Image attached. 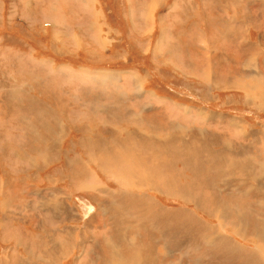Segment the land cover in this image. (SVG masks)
Listing matches in <instances>:
<instances>
[{
	"label": "rangeland",
	"instance_id": "374dc122",
	"mask_svg": "<svg viewBox=\"0 0 264 264\" xmlns=\"http://www.w3.org/2000/svg\"><path fill=\"white\" fill-rule=\"evenodd\" d=\"M87 1L90 3V8H101L103 10L106 23L103 20L102 23L99 22V12L96 11L98 22L96 21L93 23L90 30L83 27L81 29L83 37L74 40L69 36L68 1L0 0V257L9 254L10 261H13L17 253L16 255H22L25 259L28 257L27 260L30 264L31 262L32 264H36V262L38 264L37 255L39 251L36 250V245L37 243L40 244L39 238L42 237L47 239L50 243V247L53 244V242L49 240V237L42 232V228L45 226V230L49 236L55 238L56 236H54V234L57 235V240L54 241L57 245H54V250L58 253L52 257L55 264H85L88 261L87 253L89 250L87 249H90V247L87 246L90 245L93 239L103 238L105 231L107 232L108 226L89 225L88 223H90V221H87V215L97 212L99 208H102V206L106 204L105 200L114 203L115 197H107L106 199H99L98 197V199H96L90 194L96 192L87 191L84 187L95 184L98 188H101L102 184L104 185L106 183L109 185L106 186V188L104 187L105 193L107 194L109 190H119L121 185L120 180L118 185L113 173L104 170L102 173V169L99 171L97 165L95 166L97 167L96 169L93 167L94 165L88 164V162L97 164V153L101 150L103 151L105 147L103 146L104 143L107 145L112 144V141L108 142L107 139L98 140L96 138H98L99 133L105 128L106 124L124 122L129 117L127 115L115 118L111 117V114L124 110L126 106L133 107L132 103L114 101L116 94L126 101L132 95L138 97L141 93L146 94L153 91L155 95L153 97L155 109L165 104L166 106H170L173 110L171 109L168 111V115L171 116L168 119L170 122L165 120L167 116H162L158 111L154 113L148 112V114L155 118L157 125L165 118L163 128L169 132L166 133L167 136L163 137L162 135L164 134L159 135L151 130L142 129L140 131H146L148 133L153 132L154 134H150H153L152 137L153 140L155 139L154 142L160 145L163 140H165V142L168 141V143L170 142V138L175 132H172V128L176 129V132L180 136L182 134L179 133L178 130L181 131L183 125L187 126L184 127L187 133L191 132L190 127L192 130L195 125L201 126V128L196 127L199 129L197 131H202L204 135L203 142L199 144L205 147L209 144L208 150L211 151L206 155V158L198 156L196 157L197 159L190 158L189 160L188 157L181 156L180 154V156L171 154L168 157V169L174 171L170 170L168 174H174L181 180L180 186L173 187L170 190L171 194L170 191L162 192L161 190H157V185L154 184L153 188L146 187L139 189V191L134 190L131 183L129 184L131 188L128 187V190L131 193H135L136 195L144 194L154 201L152 206L153 216L151 219L153 221L150 223V230L153 232L151 235L146 236L147 239H150H148L149 241L147 240V243L149 242L148 244L152 247L153 257L156 258L157 256L159 260L165 258L166 260L164 259L163 261L166 262L168 260L169 264H248L246 253L249 252V256L255 255V258H257L261 264H264V222L257 220L259 226L256 224L253 225V223L250 222V209L264 211V206H260L257 202L259 198L257 199L253 196L255 192L249 191L254 188L243 189L246 185H249L250 182H254L253 178L258 174L253 173L254 170H257L254 164L257 165L259 162L263 163L260 167L264 170V150L259 149V140H257L256 135H252L260 132L259 130L264 132V105L259 109L255 104L256 101H252L248 98L249 96L245 94L251 91L249 83L253 84L255 83L253 81H256L254 78H250L248 73V69H254L255 65L250 62L249 57L247 58V62L244 59L240 63L241 69L239 70V73L243 77L236 83L228 84L229 87L225 89H223L225 85L222 84V87L218 85V87L214 88L213 85H210L211 83H207V87H200L193 84L191 79L188 80L187 78H191V72L184 75L183 72L179 71L178 77L172 73L173 67L169 68V63H167L168 70L162 74L165 76L166 81L159 79L157 69L162 66V56L160 54H155L158 56L159 60L158 66H155L151 63V53H144V49L140 46H144L142 43L143 41L145 43L149 42V46H153L159 39L163 43V38L167 39L170 37V32L168 31L167 35L160 27V23L156 21L153 29L150 28V31H148L149 34L146 38L135 37L132 30L133 23L129 21L127 17H123V15L128 13L127 1L130 0ZM133 1H153L151 3L152 6L155 1L159 0ZM169 1L170 0H168V2ZM196 1H203L201 6L202 10L199 14L201 17L206 14H214L217 16L216 18H212L216 25V27L212 28L215 29V32H226L228 30L229 22H227L226 10L224 8L220 10V6L214 2L210 3V1H219L226 6V2L231 0ZM260 1L264 0L231 1L233 2L232 8L237 15V21L234 23V31L237 30L236 33L239 32L238 35H240L243 30L245 32L248 30L249 40L254 42L258 40V35L264 32V22L261 23L257 20L258 17H260L259 14L263 11V6L259 3ZM70 3V8L74 11L85 9L86 12L87 10V3L85 1H70ZM249 3L250 7L248 6ZM93 5L95 8H93ZM162 7H160L159 10L162 9ZM155 8L158 10V6H155ZM250 8L251 10L253 9V11H251ZM217 10H219V12H216ZM83 14L86 15V13ZM152 14H154L153 10H151L150 16H152ZM239 14H244L247 19L251 18L258 22L249 20L247 22L250 23L243 22L245 17L240 18L238 17ZM101 26L105 27L104 30H102ZM218 34H220V32ZM103 38H106L104 43H102ZM165 48L166 47L163 46L162 50H165ZM116 57H125V59L116 60ZM133 68L144 72H147L146 70L151 71L152 74H149L150 78H140L142 80L141 83L144 80H148V84L143 82V89H147L149 92L146 90L143 92L133 91L132 94H129V92L125 90L126 87L118 83L117 80H119L122 74H133ZM119 69L126 71H119ZM256 70L261 71L262 69ZM176 73H178V71ZM204 74L208 79L207 81H210L211 73ZM257 77L260 78L259 81L261 82L259 89L261 93L264 94V77L261 72ZM255 84L258 85V83ZM98 90L107 91L104 95H96L98 93L102 94V92H98ZM113 92L116 93L114 97L111 96ZM87 97L88 99H101L98 105L103 106L104 110L101 116H107L106 118L104 117L102 121H99L100 119L96 117L97 115L91 116L92 114H87L88 111L86 106L93 105L82 102V99H87ZM136 105L139 106L140 109L137 114L130 113L128 110L127 112L130 116L133 115L132 118L136 119L133 124L140 126L138 121L142 120V115H144L147 110H151V105L142 104L141 102ZM141 105L142 107L140 108ZM95 109H97V107H90L91 111H95ZM82 115L86 116L89 122H91L85 124L82 129L87 130L92 127L95 128L94 131H92V135L95 137L90 136V138L86 139V148L88 151L86 161H83L81 157L76 155L69 157V153H71L69 126H73L74 123L81 121ZM232 116H235L233 120L235 119L238 125H241L240 120L245 125L244 136L240 131L237 132L236 126L230 123L229 118H232ZM131 120L133 121V119ZM196 120L200 122H195ZM129 124H131V122L126 123V125ZM141 124L145 125L146 123L141 121ZM231 127H233V132L230 130ZM51 129L52 133L50 136ZM130 132L138 131H128L123 135V138L126 136L128 137L127 133ZM157 132H162L160 127L157 129ZM117 133L123 132L118 131ZM133 137L129 138L132 139L129 140V147H133L131 151L133 150L132 152L135 154H139L140 152V156L137 155L138 159L141 157V162L146 163L148 159L145 157L144 152H147V148L138 143V152H136L137 150L134 148L136 147L134 144L140 142V139H136L134 143ZM253 137L255 138L253 139ZM39 138L41 139L40 142L38 141ZM70 138L74 140L77 139L75 135L70 136ZM250 141L253 142V146L249 145ZM238 142H240L241 145L245 143L246 146L249 145L248 147H251L246 151L249 153L250 157L245 158L247 162H249L247 163L250 165L249 167L254 169L247 171L249 174L243 171H240L242 174L237 172L239 169H237L238 167H236V165L222 170L221 164H226L240 152L241 149L238 148ZM230 143L233 144L230 145ZM176 144L177 143H175V146ZM178 144L182 146V143ZM212 148L213 150H211ZM216 153H223L222 155L225 156L226 163L218 164L215 158ZM199 158L201 160L203 159V162ZM77 159H79V162ZM192 163L193 165H191ZM175 165L177 167H175ZM205 167L207 169H205ZM154 168L156 167L154 166ZM80 169L85 170L88 174L89 172L93 173L94 179L86 175V178L92 181L86 180L83 184L73 181L71 178L72 173H69V171L79 172ZM96 170H98L99 173ZM156 170L160 171L161 175L163 174V170H159L158 168H156ZM193 170L195 172L198 170L195 175L191 172ZM241 170H246V167ZM100 173L104 174L105 178L101 177ZM208 174L211 176L208 181V187H206L204 184L205 182L201 181V177L203 179V177ZM38 176H40L41 181L35 182V179L39 180ZM261 176L262 193H264V172ZM76 178H78V176ZM191 180H195V182H190ZM241 180L242 184L240 183ZM196 183L199 185L197 186ZM236 183L243 186L242 190L237 191L232 189L228 191L229 188L235 187ZM225 184H228V189L225 188ZM39 186L41 188H39ZM72 186H75L74 190H72ZM69 192L75 195L69 198L71 196H69ZM160 194L162 196H160ZM163 194H166L167 197H165V195L163 196ZM102 199L103 201H101ZM136 199L139 198L137 197ZM132 200L134 201V199ZM205 202H207V204H204ZM51 205L57 207L52 209L50 208ZM86 206L90 207L89 211H86ZM234 206L236 208L238 207L239 210H236ZM222 208L224 210H222ZM161 210L163 211L161 212ZM35 214L38 215L35 217L37 221L32 222V218ZM74 214L77 215V217ZM181 215L183 218L184 216L186 217L183 219ZM164 216L170 220V223L174 221L168 228H164L166 225L162 220ZM30 220L32 223L29 222ZM180 222H183V224H180ZM192 222H196V225L194 223L192 224ZM197 222H199V224ZM13 224L22 225L19 229V233L11 226ZM3 227L6 228L2 230ZM65 227L75 229L74 233L71 234V242H74L72 245L73 250L71 252V243L69 242L70 246H66L65 250L59 254V251L56 249L60 248L69 240V234L63 232ZM56 228L58 230H56ZM254 230H258L259 234ZM1 232L3 234L7 233L8 243L3 242L6 241V238L2 240ZM129 233L127 234V239L130 238L136 241L143 238L142 235L138 237L137 235L139 234L135 232ZM206 233H211L213 237L204 236ZM140 234H143V232H140ZM184 234L190 236L192 245L190 241L181 237V235ZM174 237L176 238L174 239ZM229 239L230 241H226ZM17 242L20 244L17 245ZM82 243L86 246L85 251ZM168 245H173L171 247L176 249H171ZM219 245L224 247L228 245L227 249L232 248L230 245H235L234 248L239 255L245 254V263L237 262L235 257L230 258L227 256L222 258L221 256L224 255V252L218 249ZM18 247L22 249L18 250ZM13 248L15 249V254H12V252H14ZM186 249L188 250L187 252H185ZM30 251L33 253V257L32 253H29ZM160 255H164L165 257ZM169 258L173 260L171 261ZM125 259L130 263L129 256Z\"/></svg>",
	"mask_w": 264,
	"mask_h": 264
},
{
	"label": "crops",
	"instance_id": "0c3cea01",
	"mask_svg": "<svg viewBox=\"0 0 264 264\" xmlns=\"http://www.w3.org/2000/svg\"><path fill=\"white\" fill-rule=\"evenodd\" d=\"M24 1H47V0H24ZM49 1H63V0H49ZM66 1H68L67 3L69 4V36H71L74 40L79 39V37H81V38L83 37V35L81 34V29L83 27L90 30L91 25L93 23H95L96 21L98 22V17L96 15V11L99 12V16H100L99 22L102 23V20H103L106 23V19H105L103 10L101 8H95L94 5H93V8H95V9L90 8L89 7V4H90L89 1H87V0H66ZM70 1H85L87 3L86 12H85V9H83L81 11L80 10L79 11L72 10L70 8V6H71ZM231 1H237V0H231ZM231 1H227L226 6L224 3H220L219 1H210V3L214 2L218 6H220V10L222 8H224L226 10L227 18H228L227 22H229L230 26L228 27V30L226 32H224V34H222V31H219L220 34H218L219 32H215V29H212V28L216 27V25L214 24L215 21L212 20V18L217 17L216 15L206 14L203 17H201L199 15L201 10H202L201 6L203 4L202 3L203 1L201 2V1H196V0H186V1L170 0L168 2V0H159V1H155V3L151 6V3L153 1H140V2L137 1L136 2V1L130 0V1H127L128 13H126V15H123V14L122 15H123V17H127L128 20L133 23L132 24V27H133L132 30H133V35L135 37L146 38L147 35L149 34L148 31H150V28L153 29L156 21L160 23V27L163 29V31L167 35H168V31L170 32V37H168L167 39L163 38V43L159 39L156 41L155 44H153V46H149L148 45L149 42L145 43L143 41L142 43L144 44V46H140L142 49H144V53H146V54L148 52L151 53V56H152L151 57V63L155 66H158L157 64L159 63L158 56H156L155 54H160L162 56V59H163V62L161 63L162 66L157 69V74H159V77H158L159 79H163L166 81L165 76L162 74H164V72L166 70H168L167 63H169V65H168L169 68L173 67L172 73L178 77H179V71L183 72L184 75L191 72V78L190 77H187V78H188V80L191 79V82L193 84H196L200 87H207L208 86L207 83H211L210 85H213V88L218 87V85H220L221 87H222V85H225L223 87V89H225V88L229 87L228 84L236 83L237 81L241 80V78L243 76L239 73V70L241 69L240 63L244 59L247 62V58L249 57L250 62L253 65H255V68L256 69H262V70L259 71V70H256L255 68L254 69H250V68L248 69V73H249L250 78H254L257 82L256 81H253V82L258 83V85L255 83H253V84L249 83L250 86H253V87L256 86V87L254 89L251 88V91H249V93H245V92L244 93L247 95L254 93L255 95L258 94L259 96H263L261 93V90L256 89V88H259V85L261 83L259 81L260 78H258L257 75L261 72L262 76L264 77V42H263L264 32L260 33V35H258V40L255 41L257 43H255L254 41L251 42L249 40L248 30L246 32L243 30V32H241L240 35H238L239 32L236 33L237 30L234 31V23H235V21H237V15L235 14L234 9L232 8L233 2H231ZM259 3H262L261 6H263L262 7L263 11L259 14L260 17H258L257 20L262 23V22H264V15H263V13H264V1H260ZM162 5H163V7H162ZM155 6H158V10L156 8H154ZM248 6L250 7V3L248 4ZM147 7H148V9H152L154 11L153 16H149L147 13H145L148 10ZM160 7H162V9L159 10ZM54 10H55V8H54ZM250 10H251V8H250ZM251 11H253V9ZM82 12L86 13V15L83 14ZM216 12H219V10H217ZM195 14H196V16H195ZM102 15H103V18H102ZM198 15H199V18H198ZM238 17H240V18L245 17V15L239 14ZM248 20L249 21H256V20H252L251 18L247 19L245 17V20L243 22L250 23V22H247ZM258 21H256V22H258ZM101 27H102V30H104L105 27L104 26H101ZM136 28H139V29H136ZM235 35H237V36H235ZM240 37H243V38H240ZM246 38L250 43L249 45H240L239 43H237L239 40L246 42L247 41ZM222 39L225 41H223ZM163 46L166 47L165 50H162ZM124 59H125V57H121V58L116 57V60H124ZM133 70H134V71H132L133 74H131V73L122 74L121 77L119 78V80H117L118 83L120 85L126 87L125 90L128 91L129 94H132L133 91L143 92L146 90L147 92H149V90L143 89V82L145 84H148V80H144L141 83L142 80L140 78H142V77H145V79L150 78L149 74H152L151 71L145 69L148 72L147 73V72L135 69V68H133ZM174 70L176 72L178 71V73H176ZM119 71H126V70L119 69ZM204 73H206V74L211 73L210 81H207L208 79L206 78ZM221 75H224V76H221ZM249 76H247V77H249ZM180 78H182V77H180ZM182 79H185V78H182ZM222 79H224V80H222ZM213 80L215 81L216 84L213 83ZM135 82H136V84H135ZM112 85H113V83H112ZM106 91L107 90H104V91L98 90V92H102V94L98 93L96 95H104ZM219 91H221V90H219ZM114 94H116V93L115 92L111 93V96L114 97ZM154 96H155L154 92L150 91L149 93H146V94L141 93L138 95V97H136L135 95H132L125 101L124 98L118 97V95L116 94L114 101L117 100V101H122L125 103H132L133 107L126 106L124 110H120V111H118V113L114 112L113 114H111L112 115L111 117L115 118L118 116L127 115L131 118L128 117V119H126L124 122H119L117 124L113 122V123H108L105 125V128L99 133L98 138H96V139H98V140L107 139L108 142L112 141V144L107 145L104 143L103 146H105V147L103 148V150L118 148V147L123 146L125 143H129V140H131V139H129V137L126 136L123 138V135H125L126 132H128V131H138L139 132L142 129H146V130H151L153 132H156L159 135L164 134V135H162L163 137L166 136V133H168L169 131L164 130V128H163V123H164L165 118L161 120L162 121L161 124L157 125V123L155 122V118L151 117L148 114V112L154 113L155 111H158L162 114V116L163 115L167 116L166 117L167 119H165V120L170 122L168 119L171 116L168 115V111H170L172 108L170 106H166L165 104H162L160 108L155 109L154 108V101H153ZM100 101H101V99H88V97H87V99H84V100L82 99L83 103L93 104L91 106H93L94 108L97 107V109H95V111L94 110L91 111L90 110L91 106H89V105L86 106L87 111H88L87 114H89V115L92 114L91 116L97 115L96 117L100 119L99 121H102V119L104 117L106 118L107 116H101V115H103L102 113H103L104 108H103V106L98 105V103ZM140 102L142 104L145 103V104L151 105V108H150L151 110L150 111L147 110L146 113L144 115H142L143 118L141 121L145 122L146 124L142 125L141 121H138V123H140V126H138V125L133 124V122L136 121V119L132 118L133 115L130 116L128 112L137 114V112H139L140 109H139V106H137L136 104L140 103ZM141 107H142V105L140 106V108ZM127 110H128V112H127ZM175 114H176V112H175ZM82 116H81V118H82L81 121L74 123L73 126H69V144L71 146V149H70L71 153H69V157L76 155L78 157H81L83 161H86L87 160V152H88L87 148H86V139L90 138V136L95 137L94 135H92V131H94L95 128L92 127L91 129L83 130L82 127L85 124L91 123V122H89V120L87 119L86 116H83V117ZM233 118H235V116H232V118H229L230 123L232 125L236 126L237 132L240 131L242 133V135L244 136V134H243L244 132H242L243 131L242 125H238L236 123L237 121L235 119L233 120ZM131 119H133V121ZM127 122H131V124L126 125ZM195 122H200V121L196 120ZM154 125L155 126L157 125L158 127L155 128ZM159 127L161 128L162 132H157V129ZM184 127H187V126L183 125L181 127V131H178V132L186 135L187 132L184 130ZM196 127L201 128V126L195 125L192 128V130L190 127V131L199 130ZM232 129H233V127L230 128V130H232ZM172 130H173L172 132L177 131L176 129H172ZM118 131H121L123 133H117ZM138 132H136V133H138ZM232 132H233V130H232ZM260 132H262V131H260ZM51 133H52V129L50 132V136H51ZM257 133H254L253 135H256ZM188 134H192V132H190ZM72 135H75V137L77 139L74 140V139L70 138V136H72ZM115 135H117V136H115ZM261 138L264 141V136H261ZM52 139H54V138H52ZM38 141L40 142L41 139L39 138ZM256 142H258V141H256ZM239 143L240 142H238L239 149H241V150L235 156V158L233 157L232 159L250 157L249 153L246 152L250 148L248 146H246L245 144L241 145ZM259 144H260V142H258V147L260 149ZM249 145L252 146L253 142L250 141ZM212 150H213V148H212ZM261 150H264V145H263V149L261 148ZM263 155H264V153H263ZM202 156L205 157L204 154H202ZM243 161L244 162L246 161L245 163H249V162H247V159H244ZM98 163H99V161L97 160V164ZM88 164L94 165L93 167L96 166L95 163H89L88 162ZM254 165L257 168V170L250 168L249 167L250 165L247 164L246 166H243V168L246 167V170L240 169L237 172L243 171V172H246L247 174H249L247 171L254 170V172H255L254 174L258 173L256 175V180L254 181V184H255L256 189H259L260 188V182L262 180L261 179L262 176L260 174L259 164L257 163V165L256 164H254ZM260 165H261V163H260ZM95 168L97 169V167H95ZM73 172H75V171H73ZM73 172L69 171V173L75 174ZM263 172H264V170L262 169V174H263ZM240 173L242 174V172H240ZM100 175H101V177L105 178L104 174L100 173ZM38 178H39V180L35 179V182L41 181L40 176H38ZM1 187H2V184H1ZM39 188H41V187L39 186ZM74 189H75V186H72V190H74ZM73 195H75V194L74 193L71 194V192H69V196H70L69 198H71ZM96 199H98V198H96ZM99 199H101V198L99 197ZM40 206H41V202H40ZM11 226L18 233H19V229L22 227V225H19V224H13ZM4 229H5V227L2 228V230H4ZM53 229H55V228H53ZM56 230H58V229L56 228ZM54 236L57 237V235H55V234H54ZM4 238H6V241H3V242L8 243V238L6 237V234L2 233V240H4ZM228 241H230V239ZM21 249H22L21 247H18V250H21Z\"/></svg>",
	"mask_w": 264,
	"mask_h": 264
},
{
	"label": "bare ground",
	"instance_id": "6f19581e",
	"mask_svg": "<svg viewBox=\"0 0 264 264\" xmlns=\"http://www.w3.org/2000/svg\"><path fill=\"white\" fill-rule=\"evenodd\" d=\"M257 2V1H256ZM188 3V2H187ZM262 4V3H260ZM222 5V4H221ZM191 7V6H190ZM189 7V8H190ZM155 8V7H154ZM148 9V7H147ZM191 9V8H190ZM151 10L152 9H148L145 13H147L149 16L151 15ZM153 16V14H152ZM187 16V15H186ZM144 19V18H143ZM223 20V19H222ZM152 25V24H151ZM224 25V24H223ZM210 26V25H209ZM212 26V25H211ZM226 26V25H224ZM230 26V25H229ZM179 28V27H178ZM222 34H224V32H222ZM106 39V38H105ZM105 39L103 38V42H105ZM240 39V38H239ZM223 40V39H222ZM247 40V38H246ZM225 41V40H223ZM252 42V41H251ZM237 43H239L240 45H249V41L247 40L246 42L244 41H238ZM236 43V44H237ZM261 47V46H260ZM156 48V47H155ZM217 49V48H216ZM261 50V49H260ZM263 51V50H262ZM263 53V52H262ZM261 60V59H260ZM257 61V60H256ZM256 72V71H255ZM125 74V73H124ZM245 74V73H244ZM255 74V73H254ZM224 76V75H221ZM220 77V76H219ZM222 78V77H221ZM225 79V78H224ZM222 79V80H224ZM250 79V78H249ZM221 82V81H220ZM223 82V81H222ZM213 83H215V81L213 80ZM216 84V83H215ZM256 87V86H255ZM253 86H251V88H255ZM259 89V88H256ZM264 92V91H263ZM249 93V92H248ZM257 93V92H256ZM259 93V92H258ZM263 94V93H262ZM264 95V94H263ZM248 98H250L252 101H256V105L258 106V108L260 109L261 106L264 105V97L263 96H259L258 94L255 95L254 93L252 94H248ZM208 99V98H207ZM259 101V102H258ZM255 105V106H256ZM256 106V107H257ZM240 119V118H239ZM153 122V121H152ZM162 122V121H161ZM159 123V122H158ZM240 123L242 125V130L243 132L245 131V125L243 124V122ZM245 123V122H244ZM161 124V123H160ZM199 124V123H198ZM157 126V125H156ZM137 128V127H136ZM141 128V127H140ZM156 128V127H155ZM173 129V128H172ZM255 130V129H254ZM179 131V130H178ZM261 131V130H259ZM57 132V131H56ZM55 132V133H56ZM140 133H136V132H130L127 133L129 138H132L133 136V140L135 143L136 139H140V142H136L134 144V148H136L137 150V144L140 143L141 145H143L145 148H147V152H144L145 157L148 159V161L146 163L141 162V157H139L140 159H138L139 154H141L139 152V154H135L134 152L131 151V149L129 147V143H125L123 146L118 147V148H112L109 150H101L97 153V160L99 161L97 165L99 171L102 169V173L103 170L104 171H109L111 173H113L115 180L117 181V183L120 180V188L119 190L113 191V190H109L108 188V193H105L104 187L106 188V186H109L104 184H102L101 188H98L97 185L93 184L92 186H87L84 187L85 190L90 191V192H96V193H90L93 198H104L106 199L107 197H115L114 199V203L110 202L109 200H105L106 204L102 206V208H99V210L97 212H94L90 215H87V221L90 223H88L91 226H101V225H106V227L108 226L107 232L105 231V234L103 235V238L100 239H93L92 242H90V245H88L87 247H90L87 256H88V261L85 264H166V262L168 261H163L165 258H163V260H159L156 256L153 257L152 255V247L147 243V235H151V222L153 220L152 216H153V211H152V206L154 201L152 200V198H150L149 196H146L144 194H139L136 195L135 193H131L128 190V187L131 188V186L129 185L131 183L132 188L136 191H139V189L142 188H146V187H150L153 188V184L157 185V190H161L162 192H169L173 187H177L181 185V180L178 176H175L174 174H168L170 172V170L168 169L167 166V159L168 157L172 154L175 156H178L179 154L181 156H186L191 159L196 158L198 156L202 157V154L208 155L209 152H211L209 149V144L205 146H202L199 143L203 142L204 139V135L202 131H191L192 134H188L190 132H188L186 135L181 133L182 135L179 136V134L177 132H174L172 137L170 138V142L168 143V141L165 142V140H163L162 144L157 145L154 140H153V134H150L146 131H139ZM156 133V132H155ZM54 134V133H53ZM135 134V135H133ZM204 134L206 135V133L204 132ZM151 135V136H150ZM253 135V134H252ZM167 136V135H166ZM261 136H264V132H258L256 134V138L259 140L260 144V149H263V145H264V141L261 138ZM155 137V135H154ZM162 137V136H161ZM160 137V138H161ZM187 137V138H186ZM157 138V137H156ZM255 137H253L254 139ZM183 139V141H182ZM219 139V137H218ZM132 140V139H131ZM206 140V139H205ZM208 140V139H207ZM206 140V141H207ZM160 141V140H159ZM180 141V142H179ZM182 141V142H181ZM209 141V140H208ZM217 141V140H216ZM253 141V140H252ZM159 143V142H158ZM175 143L176 146H175ZM178 143H182V146ZM207 143V142H206ZM244 143V142H243ZM139 144V145H140ZM233 144V143H232ZM230 143V145H232ZM241 144V143H239ZM245 144V143H244ZM251 144V143H250ZM142 146V147H143ZM249 146V145H248ZM251 146V145H250ZM253 146V145H252ZM141 147V146H140ZM139 147V148H140ZM143 147V148H144ZM211 147V146H210ZM239 148V147H238ZM237 148V149H238ZM247 148V147H246ZM251 148V147H250ZM142 149V148H141ZM143 150V149H142ZM141 150V151H142ZM145 150V149H144ZM212 150V149H211ZM261 151V150H260ZM138 152V150L136 151ZM223 152V151H222ZM252 152V151H251ZM91 153V152H90ZM91 155V154H90ZM179 155V156H180ZM236 155V154H235ZM45 156V155H44ZM92 156V155H91ZM140 156V155H139ZM174 156V157H175ZM255 156V155H254ZM212 157V156H211ZM228 157V155H227ZM230 157V156H229ZM233 157V156H232ZM185 158V157H184ZM208 158V157H207ZM215 158L217 159V163H226V158L221 154V153H216L215 154ZM214 158V159H215ZM254 158V157H253ZM197 159V158H196ZM200 159V158H199ZM245 158H237V159H230L226 164L222 165V170H225L226 168L230 167V166H235L238 167L237 169H242L243 166H246L247 163L245 164V162L243 161ZM79 162V159H77ZM169 160V159H168ZM181 160V159H180ZM188 160V161H189ZM201 160V159H200ZM203 160V159H202ZM201 160V161H202ZM250 160V159H249ZM206 161V160H205ZM210 161V160H208ZM213 161V160H212ZM251 161V160H250ZM203 162V161H202ZM211 162V161H210ZM208 162V163H210ZM75 163V162H74ZM213 163V162H211ZM171 164V163H170ZM196 164V163H194ZM201 164V163H200ZM199 164V165H200ZM259 164V168H260V174H262V169L260 167V163ZM262 164V163H261ZM193 165V163L191 164ZM190 165V166H191ZM154 166L156 168H158L159 170H163V174L161 175L160 171H157L156 168H154ZM173 166V165H172ZM187 166V165H186ZM195 166V165H194ZM202 166V165H201ZM217 166V165H216ZM174 167V166H173ZM175 167H177L175 165ZM193 168V167H192ZM199 168V167H198ZM201 168V167H200ZM72 169V168H71ZM194 169V168H193ZM197 169V166H196ZM205 169H207L205 167ZM235 169V170H237ZM175 170V169H174ZM187 170V169H186ZM191 170V169H190ZM202 170V169H201ZM199 170V171H201ZM210 170V169H209ZM231 170V169H230ZM234 170V171H235ZM98 173L99 171L96 170ZM173 171V170H171ZM179 171V170H178ZM198 171V170H197ZM196 171V172H197ZM228 171V169H227ZM226 171V172H227ZM174 172V171H173ZM194 173V175L196 174V172L193 170L191 171ZM211 172V171H210ZM232 172V171H231ZM206 173V172H205ZM255 173V172H253ZM167 174V175H166ZM225 174V173H224ZM86 175H89L90 178L94 176L93 173L89 172V174L83 170L80 169L79 172L75 171V174H72L71 178L76 181L79 182L81 184H83L86 180H91L86 178ZM92 175V176H91ZM98 175V174H97ZM109 175V174H108ZM112 175V176H113ZM189 175V174H187ZM217 175V174H216ZM232 175V174H231ZM78 176V178H76ZM99 176V175H98ZM107 176V175H106ZM184 176V175H183ZM186 176V175H185ZM211 175H206L203 177H201V181L205 182V186L208 187V181ZM234 176V175H233ZM232 176V177H233ZM254 176V175H253ZM189 177V176H188ZM192 177V176H190ZM198 178V177H197ZM231 178V177H230ZM250 178V176H249ZM94 179V177H93ZM96 179V178H95ZM99 179V177H98ZM221 179V178H220ZM239 179V178H238ZM247 180V179H245ZM256 180V175L253 178V181ZM92 181V180H91ZM224 181V180H223ZM222 181V182H223ZM190 182H195V180H191ZM189 182V183H190ZM214 182V181H213ZM226 182V181H224ZM229 182V181H228ZM234 182V181H233ZM236 182V181H235ZM249 182V181H248ZM220 183V182H219ZM240 183L242 184V180L240 181ZM263 183V182H262ZM197 184V183H196ZM229 184V183H228ZM228 184L226 185V189H228ZM119 185V183H118ZM199 184H197L198 186ZM221 185V184H220ZM211 186V185H210ZM217 186V185H216ZM219 186V185H218ZM203 187V186H202ZM215 188V187H214ZM224 188V187H223ZM243 186L240 184L235 185V187H231L228 189L232 190L235 189L237 191L242 190ZM254 188L253 190H249V191H254L255 194H253L254 197H256L258 200L257 202L260 204V206H264V193H262V189L263 187L261 186V182H260V188L256 189L254 182H250L249 185H246L243 189H251ZM83 189V188H82ZM101 189V190H99ZM84 190V189H83ZM201 190V189H200ZM225 190V189H224ZM99 191V192H98ZM151 191V190H150ZM149 192V191H148ZM161 192V193H162ZM225 192V191H223ZM85 193V191H84ZM87 193V192H86ZM151 193V192H150ZM188 193V192H187ZM220 194H222L221 192H219ZM69 194V193H68ZM154 194V193H153ZM171 194V191H170ZM175 194V193H174ZM89 195V194H88ZM99 195V196H98ZM166 194H163V196ZM223 195V194H222ZM233 195V194H231ZM156 196V195H155ZM159 196V195H158ZM160 196H162L160 194ZM169 196V195H168ZM139 199H136V198ZM240 197V196H239ZM156 198V197H155ZM169 198V197H168ZM181 198V197H180ZM134 199V201L132 200ZM136 199V201H135ZM157 199V198H156ZM221 199V198H220ZM111 200V199H110ZM256 200V199H255ZM254 200V201H255ZM103 201V199L101 200ZM112 201V200H111ZM183 201V200H182ZM224 201V200H223ZM222 201V202H223ZM228 201V200H227ZM230 201V200H229ZM5 202V201H4ZM213 202V201H212ZM235 202V201H234ZM252 202V201H251ZM218 203V202H217ZM216 203V204H217ZM221 203V201H220ZM218 203V204H220ZM233 203V202H230ZM236 203V202H235ZM204 204H207V202H205ZM203 204V205H204ZM215 204V205H216ZM252 204V203H251ZM257 204V203H255ZM85 205V204H84ZM202 205V204H201ZM214 205V206H215ZM230 205V204H229ZM253 205V204H252ZM213 206V208H214ZM217 206V205H216ZM231 206V205H230ZM57 206H50V208L54 209ZM208 207V205H207ZM211 207V206H210ZM219 207V206H218ZM222 207V206H221ZM235 207V206H234ZM232 207V208H234ZM70 208V207H69ZM205 208V207H204ZM209 208V207H208ZM217 208V207H216ZM231 208V207H230ZM236 208V207H235ZM86 211L90 210V207L86 206L85 207ZM167 209V208H166ZM201 209V208H200ZM226 209V208H225ZM229 209V208H228ZM238 209V207L236 208V210ZM210 210V209H209ZM222 210H224L222 208ZM231 210V209H230ZM239 210V209H238ZM157 211V210H156ZM163 210H161L162 212ZM178 211V210H177ZM207 211V210H205ZM221 211V210H220ZM229 211V210H226ZM251 211V216H250V222L259 226V222L257 220H260L261 222H264V211H260V210H252ZM181 212V211H180ZM209 212V211H208ZM222 212V211H221ZM77 213V211H76ZM86 213V212H85ZM90 213V212H89ZM88 213V214H89ZM189 213V212H187ZM214 213V212H213ZM217 213V212H215ZM224 213V212H223ZM163 214V213H162ZM247 214V213H246ZM37 214L34 215V217L32 218V222H36L37 220L35 219ZM71 215V214H70ZM75 215V214H74ZM180 215V214H179ZM183 215V214H182ZM181 215V216H182ZM188 215V214H186ZM245 215V214H244ZM38 216V215H37ZM77 217V215H75ZM79 216V215H78ZM178 216V215H177ZM180 216V218H181ZM190 216V215H189ZM187 216V217H189ZM40 217V216H39ZM73 217V214H72ZM162 217V216H161ZM186 216H184L185 218ZM191 217V216H190ZM178 218V217H177ZM183 218V216H182ZM183 218V219H184ZM75 219V218H74ZM158 219V218H157ZM176 219V218H175ZM234 219V218H233ZM160 220V219H159ZM162 220L165 222V226L164 228H168L171 224H173L174 221H172L170 223V220L164 216L162 218ZM181 220V219H180ZM52 221V220H51ZM157 221V220H156ZM176 221V220H175ZM179 221V220H178ZM177 221V222H178ZM188 221V218H187ZM10 222V221H9ZM31 222V220L29 221ZM31 222V223H32ZM190 222V221H189ZM187 222V223H189ZM87 223V222H86ZM160 223V222H159ZM179 223V222H178ZM183 224V222H180V224ZM194 222H192L193 224ZM199 224V222H197ZM248 223V222H247ZM87 224V225H88ZM177 224V223H176ZM185 224V223H184ZM196 225V222L194 223ZM197 224V225H198ZM38 225V224H37ZM86 225V224H85ZM202 225V224H201ZM261 225V224H260ZM84 226V225H83ZM175 226V225H174ZM185 226V225H184ZM193 226V225H192ZM245 226V225H244ZM251 226V225H250ZM71 227V226H70ZM158 227V226H157ZM156 227V228H157ZM162 227V226H161ZM197 227V226H196ZM200 227V226H199ZM252 227V226H251ZM257 227V226H255ZM6 228V227H5ZM84 228V227H83ZM86 228V227H85ZM96 228V227H95ZM104 228V227H103ZM175 228V227H174ZM259 228V227H257ZM256 228V229H257ZM87 229V228H86ZM181 229V228H179ZM184 229V228H183ZM188 229V228H186ZM260 229V228H259ZM75 229H72L69 227H65L63 229V232L66 234H69V240L67 242H65L60 248L56 249L57 251H59V254H61L66 246H70L69 242L71 243V252L73 250V243L71 242V234L74 233ZM157 230V229H156ZM196 230V229H195ZM198 230V229H197ZM240 230V227H239ZM84 231V230H83ZM93 231V230H91ZM181 231V230H180ZM193 231V230H192ZM255 232L257 231V234H259L258 230H254ZM264 231V230H263ZM9 232V231H8ZM42 232L44 235L49 237V240L53 242V244L50 247V243L47 239L42 238V237H38L40 239V244L37 243L36 245V250L39 251V254L37 255V258L39 261L38 264H55L54 260L52 259V257L54 255H56L58 252H56L54 249V245H57L54 241L57 240V238H53L52 236H49L48 233L45 230V226L44 228H42ZM41 232V233H42ZM129 232H135L139 235H137L138 237H140V235H142V239L139 240H134V239H127V234ZM140 232H143V234H140ZM160 232V230H159ZM184 232V231H182ZM186 232V230H185ZM195 232V231H194ZM253 232V231H252ZM261 232V231H260ZM18 233V232H17ZM81 233V232H80ZM83 233V232H82ZM96 233V232H95ZM165 233V231H164ZM168 233V232H167ZM174 233V232H173ZM177 233V232H176ZM190 233V232H189ZM192 233V232H191ZM196 233V232H195ZM7 234V233H6ZM42 234V236H43ZM85 234V232H84ZM130 234V233H129ZM157 234V233H156ZM162 234V233H161ZM187 234V233H186ZM197 234V233H196ZM201 234V233H200ZM214 234V233H213ZM98 235V234H97ZM159 235V234H158ZM157 235V236H158ZM173 235V234H172ZM175 235V234H174ZM245 235V234H244ZM253 235V234H252ZM262 235V234H261ZM264 235V234H263ZM262 235V236H263ZM110 236V237H109ZM154 236V235H153ZM160 236V235H159ZM170 236V234H169ZM180 236V233H179ZM204 236L206 237H210L213 235H211V233H206ZM7 237V236H6ZM75 237V235H74ZM79 237V236H78ZM105 237H109V238H105ZM167 237V236H166ZM181 237L185 240L190 241V236L189 235H181ZM195 237V236H194ZM260 237V236H259ZM77 238V237H76ZM75 238V240H76ZM132 238V237H131ZM176 237H174L175 239ZM258 238V237H257ZM79 239V238H78ZM82 239V238H81ZM178 239V238H177ZM176 239V240H177ZM181 239V238H180ZM193 239V238H192ZM261 239V238H260ZM86 240V239H84ZM90 240V239H89ZM150 240V239H149ZM148 240V241H149ZM153 240V239H151ZM158 240V239H157ZM208 240V239H207ZM213 240V239H212ZM18 241V240H17ZM87 241V240H86ZM179 241V240H178ZM228 241V240H226ZM79 242V241H78ZM82 242V241H81ZM85 242V241H84ZM180 242V241H179ZM191 242V241H190ZM189 242V243H190ZM76 243V242H75ZM152 243V242H151ZM158 243V242H157ZM14 244V243H13ZM20 244V243H19ZM17 242V245H19ZM196 244V243H195ZM23 245V244H22ZM26 245V244H25ZM75 245V244H74ZM83 245V243H82ZM81 245V246H82ZM165 245V244H164ZM176 245V243H175ZM178 245V244H177ZM180 245V244H179ZM183 245V244H182ZM192 245V242H191ZM197 245V244H196ZM28 246V245H27ZM168 246H173V245H168ZM185 246V245H184ZM190 246V245H189ZM210 246V245H209ZM235 246V245H234ZM233 245H230V247L232 248H228L227 246H221L219 245L218 249L222 250L224 252V255H222V258H225L227 256H229L230 258L235 257V259L237 260V262H242L245 263V259H244V255H239V253H237V251L235 250ZM261 246V245H260ZM155 247V246H154ZM157 247V246H156ZM161 247V246H160ZM159 247V248H160ZM176 247V246H175ZM181 247V246H180ZM11 248V247H10ZM17 248V247H16ZM27 248V247H26ZM68 248V247H67ZM174 248V247H173ZM171 247V249H173ZM204 248V247H203ZM14 249V248H13ZM28 249V248H27ZM83 249L84 251L86 250V246L83 245ZM157 249V248H156ZM155 249V250H156ZM176 249V248H174ZM179 249V248H178ZM188 249V248H187ZM186 249L185 252H187L188 250ZM240 249V248H239ZM69 250V249H68ZM67 250V251H68ZM154 250V249H153ZM190 250V249H189ZM205 250V249H203ZM14 252H12V254H15V249L13 250ZM169 251V250H168ZM172 251V250H171ZM177 251V250H175ZM174 251V252H175ZM207 251V250H206ZM27 252V251H26ZM166 252V250H165ZM170 252V251H169ZM173 252V251H172ZM208 252V251H207ZM29 253H32L31 251ZM28 253V254H29ZM82 253V252H81ZM157 253V252H156ZM246 253V252H245ZM17 254V253H16ZM15 254V259H13V261L9 259V254L8 255H3L0 257V264H28L29 261L27 260L28 257L25 259L24 257H22V255L18 256ZM70 254V253H69ZM167 254V253H166ZM262 254V253H261ZM31 255V254H30ZM155 255V254H154ZM177 255V254H176ZM191 255V254H190ZM13 256V255H11ZM130 257V263L127 259H125L126 257ZM160 256H164V255H160ZM247 256V261L248 264H261L259 262V260L257 258H255V255H251L249 256V252L246 253ZM264 256V255H263ZM13 257V258H14ZM32 257H33V253H32ZM71 257V256H70ZM79 257V256H78ZM165 257V256H164ZM169 257V255H168ZM178 257V256H177ZM12 258V257H11ZM162 258V257H161ZM31 259V258H30ZM170 259V258H169ZM166 260V259H165ZM171 260V259H170ZM173 260V259H172ZM171 260V261H172ZM191 260V259H190ZM7 261V262H6ZM28 261V263H27ZM33 261V260H32ZM170 261V263H171ZM189 261V260H188ZM234 261V260H233ZM36 262V261H35ZM41 262V263H40ZM78 262V261H77ZM193 262V261H192ZM215 262V261H214ZM236 262V261H234ZM181 263V262H180ZM195 263V262H194ZM30 264V263H29ZM32 264V262H31ZM34 264V263H33ZM37 264V262H36ZM167 264H169V261L167 262ZM173 264V263H172ZM179 264V263H178ZM198 264V263H196Z\"/></svg>",
	"mask_w": 264,
	"mask_h": 264
}]
</instances>
